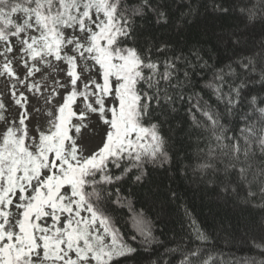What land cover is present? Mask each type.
<instances>
[{
  "label": "trees",
  "instance_id": "trees-1",
  "mask_svg": "<svg viewBox=\"0 0 264 264\" xmlns=\"http://www.w3.org/2000/svg\"><path fill=\"white\" fill-rule=\"evenodd\" d=\"M71 0H0L31 12L55 49ZM93 39L118 71L136 130L85 173L79 194L119 252L97 264H264V0H100ZM55 36V37H54ZM7 109L0 96V120ZM16 251L14 264H36Z\"/></svg>",
  "mask_w": 264,
  "mask_h": 264
},
{
  "label": "rangeland",
  "instance_id": "rangeland-1",
  "mask_svg": "<svg viewBox=\"0 0 264 264\" xmlns=\"http://www.w3.org/2000/svg\"><path fill=\"white\" fill-rule=\"evenodd\" d=\"M71 1L54 50L26 10L10 16L18 33L0 37V264H14L16 251L36 264H97L119 252L75 175L137 138L120 119L117 76L134 59L101 54L100 0Z\"/></svg>",
  "mask_w": 264,
  "mask_h": 264
}]
</instances>
